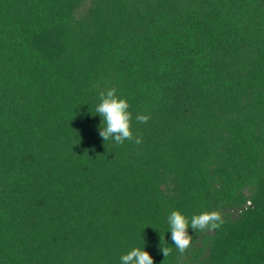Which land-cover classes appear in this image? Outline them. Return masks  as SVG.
<instances>
[{
	"label": "trees",
	"instance_id": "1",
	"mask_svg": "<svg viewBox=\"0 0 264 264\" xmlns=\"http://www.w3.org/2000/svg\"><path fill=\"white\" fill-rule=\"evenodd\" d=\"M113 88L139 145L99 136ZM172 211L224 223L181 254ZM133 248L264 264V0H0V264Z\"/></svg>",
	"mask_w": 264,
	"mask_h": 264
},
{
	"label": "clouds",
	"instance_id": "2",
	"mask_svg": "<svg viewBox=\"0 0 264 264\" xmlns=\"http://www.w3.org/2000/svg\"><path fill=\"white\" fill-rule=\"evenodd\" d=\"M100 103L95 108L96 115L102 119V125L99 128V136L103 141L112 140L118 145H122L126 140L137 145L142 143L140 137H135L131 131L132 113L128 111L130 105L125 99L116 95V89H110L106 92H100ZM149 115H137V122L147 123L150 120ZM170 226L171 241L174 243L179 253L183 254L189 248L192 236L189 235L188 229L194 232L214 231L224 223L219 212H203L199 215H193L189 222L179 211H172L167 217ZM164 238L161 237L160 251L166 258L169 256L171 249L164 247ZM121 264H154L150 254L140 248H133L127 254L120 257Z\"/></svg>",
	"mask_w": 264,
	"mask_h": 264
}]
</instances>
